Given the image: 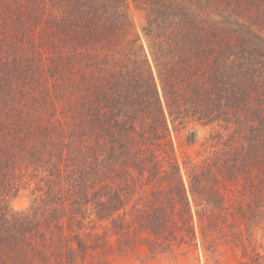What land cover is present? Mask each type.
<instances>
[{
    "label": "trees",
    "instance_id": "obj_1",
    "mask_svg": "<svg viewBox=\"0 0 264 264\" xmlns=\"http://www.w3.org/2000/svg\"><path fill=\"white\" fill-rule=\"evenodd\" d=\"M191 124L207 134L180 162L171 132ZM229 184L232 224L252 235L264 0H0V264H85L109 233L121 252H161L182 225L195 243L203 217L227 219ZM23 189L30 203L15 210Z\"/></svg>",
    "mask_w": 264,
    "mask_h": 264
},
{
    "label": "rangeland",
    "instance_id": "obj_2",
    "mask_svg": "<svg viewBox=\"0 0 264 264\" xmlns=\"http://www.w3.org/2000/svg\"><path fill=\"white\" fill-rule=\"evenodd\" d=\"M131 15L135 24V32L139 33L144 11L131 6ZM207 130V126L191 124L171 132L175 153L180 162L186 154L196 156V152L202 150L201 143ZM236 189V186L230 184L223 189L225 204L229 207L227 219H225L226 215L202 218V224H200L202 228L206 231L211 230V234L207 235L205 241H202L199 225L195 228L197 241L191 242L184 225L181 224L180 217L174 215L170 220L178 226L181 224L182 227L179 229L176 227L174 235L158 238L161 241L158 249H163L161 252H149L146 241H138L133 249L121 252L118 248L120 239L108 232L109 234L102 236L100 246L96 250H90L84 262L85 264H96L97 261H102L103 264H242L249 255L259 252L264 254V224L259 228L252 226L251 231L254 229L252 235L242 223L232 224V221L237 218L229 215L232 210L230 198L234 199L238 194L234 193ZM30 200L29 192L23 189L19 190L9 202L13 209L24 210ZM209 221L216 222L218 226L211 225L212 222L209 224ZM181 236L185 237L182 242ZM165 245L171 247L166 248ZM194 245H196L195 248Z\"/></svg>",
    "mask_w": 264,
    "mask_h": 264
}]
</instances>
